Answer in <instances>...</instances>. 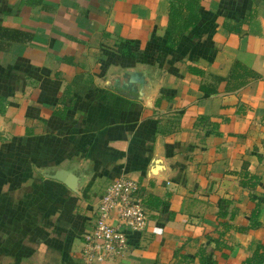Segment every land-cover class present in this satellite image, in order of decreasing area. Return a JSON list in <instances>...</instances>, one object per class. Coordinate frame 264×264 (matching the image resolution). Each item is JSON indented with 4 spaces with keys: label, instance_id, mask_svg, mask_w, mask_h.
I'll list each match as a JSON object with an SVG mask.
<instances>
[{
    "label": "crops",
    "instance_id": "obj_1",
    "mask_svg": "<svg viewBox=\"0 0 264 264\" xmlns=\"http://www.w3.org/2000/svg\"><path fill=\"white\" fill-rule=\"evenodd\" d=\"M198 1L171 46L168 0H0V264H74L119 174L160 204L104 264H264V0Z\"/></svg>",
    "mask_w": 264,
    "mask_h": 264
},
{
    "label": "built area",
    "instance_id": "obj_2",
    "mask_svg": "<svg viewBox=\"0 0 264 264\" xmlns=\"http://www.w3.org/2000/svg\"><path fill=\"white\" fill-rule=\"evenodd\" d=\"M111 214L130 229L142 228L147 208L136 178L119 174L105 185L96 200L91 226L83 233L79 258L74 264H104L124 246L125 233L118 224L109 222Z\"/></svg>",
    "mask_w": 264,
    "mask_h": 264
},
{
    "label": "trees",
    "instance_id": "obj_3",
    "mask_svg": "<svg viewBox=\"0 0 264 264\" xmlns=\"http://www.w3.org/2000/svg\"><path fill=\"white\" fill-rule=\"evenodd\" d=\"M169 1V13L167 21V36L166 43L169 45H175L183 32L190 26L195 25L198 20V0H168ZM0 34L5 36L7 39L22 40L20 37L23 32L16 29L1 28ZM194 69V68H191ZM248 73L250 76L258 77L259 74L247 70L245 66L240 64L238 60H233L229 70L225 76H219L218 79L226 78L227 81L231 80V84L226 86L227 89H232L241 85L245 80V74ZM217 78V77H216ZM2 110V105L0 103V111ZM143 203L145 206L152 205L157 206L160 204L158 197L151 194L143 195ZM263 254V255H262ZM252 256H258L259 260L264 256V253L253 252ZM251 256V259H252ZM246 258V261L251 260Z\"/></svg>",
    "mask_w": 264,
    "mask_h": 264
},
{
    "label": "water",
    "instance_id": "obj_4",
    "mask_svg": "<svg viewBox=\"0 0 264 264\" xmlns=\"http://www.w3.org/2000/svg\"><path fill=\"white\" fill-rule=\"evenodd\" d=\"M56 177L60 178V179H63V172L59 171V170H56L55 172V175ZM68 184V183H67Z\"/></svg>",
    "mask_w": 264,
    "mask_h": 264
}]
</instances>
